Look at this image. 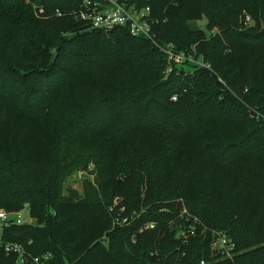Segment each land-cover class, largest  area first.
<instances>
[{"label": "trees", "instance_id": "16d2710c", "mask_svg": "<svg viewBox=\"0 0 264 264\" xmlns=\"http://www.w3.org/2000/svg\"><path fill=\"white\" fill-rule=\"evenodd\" d=\"M133 2L212 71H168L151 41L91 29L80 0H0V210L37 221L5 239L50 264H264V0ZM202 19L218 32L189 30ZM91 165L84 195H64ZM194 220L206 232L185 242Z\"/></svg>", "mask_w": 264, "mask_h": 264}, {"label": "built area", "instance_id": "2783aa9c", "mask_svg": "<svg viewBox=\"0 0 264 264\" xmlns=\"http://www.w3.org/2000/svg\"><path fill=\"white\" fill-rule=\"evenodd\" d=\"M78 17L89 23L90 28L93 30L111 32L116 29L127 28L133 37L151 41L165 56L169 67L168 71H171L176 65H185L188 62L196 63L198 68L212 71L211 66L204 61L203 57H199L200 60L196 57L192 59L185 53L178 51L173 43L162 45L157 42L156 28L158 20L152 17L150 7L139 8L133 0H80ZM250 21L251 19L248 17L247 22ZM193 50H196V48H193ZM173 100H176V98H173ZM183 214H186V212ZM129 223V217L116 220V224L119 226H126ZM195 223H198L197 220H194L192 225L194 227L189 231V234L182 229L181 238L185 242H187L189 236L196 234ZM26 225H37V221L30 215L28 205H25L21 211L16 213L0 210V255L15 256L17 258L15 264H50L52 258L50 254L41 257L34 256L24 244L5 239L4 231L6 229ZM156 226L155 223H149L145 226V230H155ZM212 238V252L218 255L220 259H233L237 252L236 245L231 237L226 233L212 232ZM30 245H32V242L28 243V246ZM206 263V260L201 261V264Z\"/></svg>", "mask_w": 264, "mask_h": 264}, {"label": "rangeland", "instance_id": "374dc122", "mask_svg": "<svg viewBox=\"0 0 264 264\" xmlns=\"http://www.w3.org/2000/svg\"><path fill=\"white\" fill-rule=\"evenodd\" d=\"M247 21H248V16L246 17V22ZM251 25H253L252 21L247 22V26H251ZM188 28H189L190 31H192L194 33L203 32V33H207L208 35H214V34H216L218 32L217 29H210L208 27L206 19H202V20H200L198 22H190V23H188ZM180 52L185 53L187 56H190L192 59H193V57L194 58L197 57L198 60H200L199 59L200 56L198 55L199 53H198L197 49L193 50V48H190V50H188V51H180ZM196 65H197L196 63L188 62V67L189 66L190 67H193V66L196 67ZM94 171H95L94 166L91 165L86 171H80V172L75 173L73 176H71L67 180V182H66V184L64 186V195L68 194L67 189H74L81 196H83L84 195L85 186L87 184H89V183L93 184ZM184 212L187 213L188 211L184 210L183 213ZM186 215H188V213ZM193 224H194V222H192L190 225H188V226H186L184 228L185 233L187 232L189 234V231H191L193 229V227H194V226H192ZM195 227H196V229L200 230L201 233L206 232V229L203 226H201V225H196ZM173 229L174 228L172 227L170 230L172 231ZM211 259H212V257H211ZM223 259H225V258H223Z\"/></svg>", "mask_w": 264, "mask_h": 264}, {"label": "water", "instance_id": "95a60500", "mask_svg": "<svg viewBox=\"0 0 264 264\" xmlns=\"http://www.w3.org/2000/svg\"><path fill=\"white\" fill-rule=\"evenodd\" d=\"M57 57H58V54L55 53V54L53 55V64L56 63V61H57Z\"/></svg>", "mask_w": 264, "mask_h": 264}]
</instances>
